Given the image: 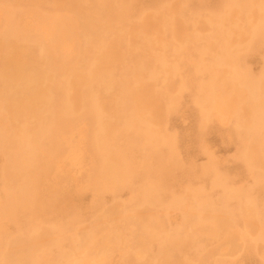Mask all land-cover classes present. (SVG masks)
I'll list each match as a JSON object with an SVG mask.
<instances>
[{
  "label": "rangeland",
  "instance_id": "374dc122",
  "mask_svg": "<svg viewBox=\"0 0 264 264\" xmlns=\"http://www.w3.org/2000/svg\"><path fill=\"white\" fill-rule=\"evenodd\" d=\"M64 1L69 5H67L66 2L64 3ZM263 5L264 0H250V2L249 0H0V91L2 90V92H0V106H2V108L0 107V116H3L5 113V118L4 116L0 117V201H2L3 198L1 204L5 202L2 208H0V211L2 209L4 215L5 212L8 211L6 212L7 215H5L7 216V220L5 219L6 221L0 218V225L2 226V228H0V241L2 242H0V251L2 252V255L0 252V264H38V262L39 264H49L48 261L45 262L43 259L42 261L39 260L44 256L47 257L46 254L49 256L46 260H49L50 264L52 260L53 262L56 261V264H264V237H262L264 235V25L262 24L264 23V10L261 11ZM128 6L130 7L129 9ZM107 7H109V9ZM111 8L114 9L111 11ZM256 8H259L260 11ZM106 9H108V11ZM25 10L27 12H25ZM101 10H104L105 13L111 12V15L119 10L122 16L119 15V13H114L115 16L110 15L111 18L109 14H106L112 20L108 21L105 13ZM91 14H93V16ZM117 14L121 16L117 18L118 20L116 19ZM223 14L227 15V17L224 16V18ZM105 18L107 20H104ZM258 18L261 23H259ZM34 20V23L38 24L37 26L32 25L34 23L31 22ZM36 20L38 22H36ZM107 22H110L109 25H107ZM86 23H90L87 30L83 29L84 26H87ZM258 24L259 27L257 26ZM261 24L262 26H260ZM253 25H256L257 28ZM237 26L239 28H237ZM45 28L46 30L50 29L51 32H56V34H64L67 48L64 47V49H62L60 44L54 45L49 40L52 34L47 40L48 37L43 34ZM252 28L256 30H252L254 34L251 32ZM15 29H19L20 31L24 29L22 32L25 31L27 34L20 33V31L16 33L17 30L15 31ZM238 30L239 33H237ZM33 32L35 34H33ZM225 34L228 35V38ZM27 37L29 40H27ZM249 37H252L250 38L251 40H249ZM14 40L16 41L14 42ZM38 40H41L40 43ZM224 41L229 43L226 42L225 44ZM29 43L30 46L27 45ZM237 44H241V47ZM232 45L234 47L236 45V47L234 48ZM36 46L39 47L37 48ZM230 47L232 48L231 53L229 51ZM57 48L59 50H57ZM65 50L69 51L67 52ZM74 50L76 51L74 52ZM224 50L226 51L223 52ZM41 51L42 53H40ZM52 51L55 53L54 55ZM69 52L71 53L69 54ZM225 54L229 55L226 56ZM215 56L218 58L216 61H214ZM229 58L231 59L228 60ZM221 59H223L222 62L225 64H222L221 61V63L219 62L220 64L218 63ZM162 63L163 65H161ZM227 64L229 65L226 66ZM171 66L173 69H171ZM38 67L42 71L38 69ZM10 69L13 70L11 71ZM60 69L63 72H61ZM94 69L95 72H93ZM44 71L46 72L44 73ZM47 71H51V74ZM59 72L63 74L60 75ZM28 73L30 75L32 73V77L35 75L34 79L29 82L31 84L25 82L27 86L24 83L23 87H20L22 86L19 85L21 84V77H23V75H29ZM75 73L77 74L74 75ZM164 73H166V75ZM241 73H243V75ZM56 76L59 78L62 77L63 79L61 78L60 80ZM75 77L78 78H76L78 81L75 80ZM147 78L148 80H145ZM257 78L260 81L259 83ZM41 79L42 81H49V79H52V82L50 81L51 88L49 87L48 91L49 99L46 101L39 95L36 96L34 92V94L31 92L37 88V93H40V87H43L42 84L44 83L40 81ZM244 79L247 80L245 81ZM11 80L12 82L14 81V83H12ZM62 80L66 81L62 83ZM72 80L75 81L76 84H74ZM57 82H59V84L61 83L58 85V90L57 88L55 89L56 86H54ZM243 82L258 83V89L256 91L258 92V101L252 102V99L248 98V93L244 90L245 88H243L245 86V83L242 84ZM64 83L67 84L65 85ZM45 84H47V82H45ZM81 84L84 86L82 87ZM122 84L123 87L120 86ZM34 85L35 87H33ZM80 87L82 88L80 89ZM86 87L88 88L86 89ZM206 88H208V90ZM50 91L51 93H49ZM61 92H63L64 95H62L64 97L60 95ZM31 93L33 95H31ZM82 93H85V95L83 96ZM69 94L74 96V102L71 103L73 109L71 112L67 110L68 102H66V98ZM202 95L205 97H202ZM35 98L39 102H42L43 106L41 103L39 104L37 100H34ZM219 98H221V102ZM43 101L45 103L48 102L45 104ZM93 101H96L95 105H93ZM114 101L116 102L114 103ZM253 103L258 107L259 111L257 113L252 109ZM81 104L82 106L80 107ZM223 104H226L225 107ZM45 106H47V109H45ZM95 108L101 113V116H99L100 113H98L99 115L97 114L98 116L92 113ZM224 108L226 109L224 110ZM39 109L42 110L41 114ZM129 109L131 112H129ZM104 112L107 115H104ZM132 112L133 114H131ZM127 115L131 116L132 119L130 120V117ZM234 116L236 117L234 118ZM11 117L14 118L12 119ZM94 117L97 119L96 121ZM99 117H103V119ZM255 117H259L260 120ZM134 119L135 121L140 120L139 122L142 124L139 122L138 124ZM84 120L86 121L84 122ZM259 121L261 123H259ZM82 122H84L83 127ZM100 123L101 126H104V133L105 131L107 133L108 130L109 132L112 131L115 133H105L104 135L102 132V136H97L96 131ZM22 124H24L25 127L20 126ZM148 124H150V126ZM84 125L88 128L86 129ZM122 125H124V128ZM128 125L130 130L125 129L128 128ZM244 125L247 129L244 127L243 130L241 127ZM107 126H109L111 130L107 129ZM21 127L24 129L23 131ZM81 127L84 132L87 130L86 133H82V135L81 132L83 131ZM137 129L138 131H136ZM34 132H37L38 135ZM59 132L60 134H57ZM87 132L92 138L88 136L89 134ZM55 133L57 135H54ZM65 133H68L72 138H69L68 134L66 136ZM95 133L96 135L94 137ZM140 133H143L146 137ZM150 134L153 139L150 138ZM62 135L63 137L60 139ZM132 135H137L138 139L141 138L138 140L134 136L132 137ZM55 136L57 139H54ZM26 137L29 139L27 140ZM105 137H108V139ZM132 138L138 141L136 142L135 139ZM143 138L144 141H141ZM89 139L91 140L89 141ZM54 140L55 142L58 141V147L56 145V148L58 152H63L60 154L65 158H62L56 151L53 154L52 148L55 147ZM160 140H162V144L159 142ZM48 141L49 144L51 143L50 145H48ZM71 141L74 144H72ZM86 141L89 143H86ZM99 141L101 143H99ZM140 141L141 143L139 144L138 142ZM132 142L134 144H132ZM65 143L68 145L70 144L71 150L68 149L69 146ZM78 143L80 146L76 145L75 148V144ZM49 146H53L51 150ZM136 146L137 148H135ZM155 147L157 149H155L156 151L154 150ZM56 148H54V150H57ZM146 148L149 150L146 151ZM27 149L31 151L28 154L27 152L29 151ZM76 149L78 153H76ZM49 151H52V154L49 153ZM56 154L60 158L55 156ZM122 155H124L125 158H123L124 156ZM246 155L251 157H247ZM71 156L76 160L73 161L75 164L72 162L73 159ZM168 156H170L171 159H169ZM126 158H128V160H126ZM155 158H158L157 161ZM56 159H59L58 162L60 165L54 162ZM78 159L80 161H78L79 163L77 162ZM101 159L104 160L101 161ZM29 161L30 163H28ZM129 161H131V163H128ZM39 162H41V164ZM93 163L97 164L94 165ZM106 164L113 168L107 167ZM97 165H99V167ZM121 165H123L122 168H120ZM41 166L43 168H41ZM132 166L134 167L133 169L131 168ZM165 166H168V170H164L166 169ZM55 167L57 170H54ZM94 167L97 169H94ZM210 168H214V171H211ZM42 169H45L44 172L40 171L39 174V170ZM93 169L95 171H93ZM203 169L205 171H202ZM46 170L47 172H45ZM104 170L106 173H104ZM133 170L136 172H133L135 175L132 173ZM122 171H124V173ZM125 172H128V174ZM42 174L46 176H42ZM100 174L102 176L105 175L101 177ZM145 176L146 181L143 180ZM149 178L150 181H148ZM4 179L6 180L4 181ZM33 179L35 180L33 181ZM215 179H219L218 181L220 182L217 183L218 181ZM118 180L122 182L121 185L120 182L118 183ZM158 180H161V182ZM98 181L99 183L97 184ZM37 183L40 184L35 185ZM127 183H129V185ZM82 184L85 185L83 186ZM160 184L161 186L159 187ZM55 185L58 187L56 188ZM37 187H40L38 188V190H41L40 195L36 193L39 192L38 190L35 191ZM89 187H94L97 193ZM223 187L225 188L223 189ZM142 188L143 190L139 192V189ZM57 189L59 199L56 194L57 191L55 192ZM104 189L106 191H104ZM112 189L116 190L111 191ZM152 189H155L154 192ZM48 190L50 191L51 198L46 195L47 192L49 193ZM144 190L146 193H144ZM6 192H8V194ZM138 192H142V195ZM51 193L52 195L56 194L54 199H57H55L56 202L58 201L57 203L52 199L53 196ZM137 193L140 196H138ZM3 195L6 196L7 201L6 198L4 199ZM41 195H43V197ZM243 196L248 198V200ZM37 197H40V200L42 199V203H49L50 206H48V204L44 206L41 205L44 209L46 208L45 212L48 210L47 216H44L46 215L44 209L41 211L42 208H40V212L38 211V208L41 206L38 205L37 202H39V204L41 202ZM46 197H49V199L46 200ZM143 197L145 198L143 199ZM197 197L201 199L197 200ZM50 199L53 202H48ZM207 199L211 202L209 200L207 201ZM31 200L32 203L30 202ZM33 201L37 203V206L34 205L35 203ZM202 201L204 203L203 205ZM6 202H8V204ZM15 202L16 205H14ZM52 203L54 204L52 205ZM20 205L21 209L19 208ZM51 205L52 208H50ZM22 206H24L23 209ZM35 206L37 209L34 208ZM30 207L31 209H29ZM224 207H228L226 208L227 211ZM5 208L9 209L6 210ZM25 208L26 210L23 211ZM33 208L39 212L37 215L34 213V218L36 216L34 220L31 219L33 218V212L31 211ZM13 209L14 212L17 209L16 212L20 210L21 213L23 211V213L26 214L24 216V214L18 212V215H13ZM27 209L31 211L30 215L27 213ZM52 209L53 211H51ZM62 209L64 211H62ZM236 209L238 211L240 210L239 213ZM55 211H57V213ZM52 212H55L54 215ZM198 212L200 213L198 214ZM2 213L0 214L2 215ZM51 213L52 215L48 216V214ZM4 215H2V218H5ZM40 215L42 216L41 219L37 217ZM11 216L16 218L13 219ZM65 216L68 217L65 218ZM228 217L231 220L234 217L232 222H230L231 220ZM64 222L66 223L64 224ZM62 223L64 224L63 227ZM33 225L35 227L38 226V228H35ZM26 226L28 228H26ZM64 227L66 229H64ZM21 228H23L22 231L20 230ZM59 229L63 230L57 231ZM23 230H27L26 232L28 234ZM68 231L70 233H68ZM20 232H23L25 237L24 234ZM30 232L33 233V237H27V235H31ZM64 234L66 236L67 234L73 235L74 237L68 235L66 238ZM243 235L246 238L243 237ZM34 239H36V241H34ZM62 239H64V241H62ZM70 240L72 245L69 243ZM169 240L171 242L167 243ZM58 245L61 246L59 247ZM57 246L58 249H56ZM42 249L43 251L50 250V253L47 251V253L44 252L46 253L45 255H42L40 253ZM59 249L60 251L58 253ZM61 249H63V253ZM75 253H77V256ZM53 254L54 257L52 256ZM38 255H42L43 257H39ZM68 255L75 259L70 258V260V256L68 257ZM164 255L169 259L164 257ZM36 256H38V258ZM59 256H61V259ZM219 256L221 258H219ZM59 259L60 261H58ZM72 261H74V263ZM191 261L192 263H190ZM53 262L52 264H55Z\"/></svg>",
  "mask_w": 264,
  "mask_h": 264
},
{
  "label": "bare ground",
  "instance_id": "6f19581e",
  "mask_svg": "<svg viewBox=\"0 0 264 264\" xmlns=\"http://www.w3.org/2000/svg\"><path fill=\"white\" fill-rule=\"evenodd\" d=\"M110 1H111V0H110ZM65 2H66V1H64V3H65ZM68 2H69V1H68ZM112 2H113V1H112ZM249 2H250V0H249ZM66 3H67V2H66ZM97 3H98V1H97ZM100 3H101V2H100ZM114 3H115V2H114ZM114 3H111V4H114ZM232 3H233V2H232ZM93 4H94V3H93ZM105 4H106V2H105ZM67 5H69V4L67 3ZM96 5H97V4H96ZM100 5H101V4H100ZM108 5H109V4H108ZM108 5H107V6H108ZM245 5H246V4H245ZM104 6H105V5H104ZM112 6H113V5H112ZM257 6H258V4H257ZM259 6H260V5H259ZM105 7H106V6H105ZM105 7H104V9H105ZM109 7H111V6H109ZM109 7H107V8L109 9ZM113 7H114V6H113ZM122 7H123V6H122ZM122 7H120V8H122ZM125 7H126V6H125ZM232 7H233V6H232ZM244 7H245V6H244ZM93 8H96V7H93ZM115 8H116V7H115ZM126 8H127V7H126ZM129 8H130V7L128 6V9H129ZM228 8H229V7H228ZM252 8H254V7H252ZM263 8H264V5H263ZM263 8H262L261 11L264 10ZM97 9H99V8H97ZM108 9H106V10L108 11ZM112 9H114V8H111V11H112ZM117 9H118V8H117ZM237 9H238V8H237ZM248 9H249V8H248ZM256 9L259 10V8H256ZM38 10H39V9H38ZM115 10H116V9H115ZM115 10H113V11H115ZM226 10H227V9H226ZM252 10H253V9H252ZM39 11H40V10H39ZM94 11H95V10H94ZM101 11H103V13H105L104 10H101ZM109 11H110V10H109ZM116 11H117V10H116ZM127 11H128V10H127ZM227 11H230V10H227ZM259 11H260V10H259ZM11 12H12V11H11ZM25 12H27V11L25 10ZM28 12H29V11H28ZM99 12H100V11H99ZM251 12H252V11H251ZM263 12H264V11H263ZM263 12H262V13H263ZM18 13H19V12H18ZM23 13H24V12H23ZM30 13H31V12H30ZM87 13H88V12H87ZM101 13H102V12H101ZM114 13H119V15L122 16V14L119 12V10H118V12H114ZM114 13H113V15H111V12H108V13H105V15H106V14H109V16H110V15H111V16H115ZM225 13H226V12H225ZM248 13H249V12H248ZM8 14H9V13H8ZM32 14H33V12H32ZM32 14H29V15H32ZM36 14H37V13H36ZM56 14H57V13H56ZM56 14H55V15H56ZM58 14H59V13H58ZM233 14H234V13H233ZM244 14H245V13H244ZM250 14H251V13H250ZM257 14H258V12H257ZM259 14H260V13H259ZM263 14H264V13H263ZM25 15H27V14H25ZM39 15H40V14H39ZM64 15H65V14H64ZM91 15L93 16V14H91ZM101 15H102V14H101ZM236 15H237V14H236ZM23 16H24V14H23ZM34 16H35V14H34ZM34 16H33V17H34ZM37 16H38V15H37ZM40 16H41V15H40ZM57 16H58V15H57ZM65 16H66V15H65ZM109 16L106 15L108 21L111 20V18H112L111 16H110L111 18H110ZM121 16H118V14H117L116 19L119 18V17H121ZM224 16L227 17V15H224V14H223V17H224ZM234 16H235V15H234ZM245 16H246V14H245ZM251 16H252V15H251ZM251 16H250V17H251ZM257 16H258V15H257ZM8 17H9V16H8ZM26 17H27V16H26ZM54 17H55V16H54ZM58 17H59V16H58ZM61 17H62V16H61ZM61 17H60V18H61ZM63 17H64V16H63ZM225 17H224V18H225ZM261 17H262V15H261ZM16 18H17V17H16ZM16 18H15V21H16ZM67 18H69V17H67ZM67 18H66V19H67ZM114 18H115V17H114ZM17 19H18V18H17ZM37 19H39V18H37ZM78 19H79V18H78ZM90 19H91V18H90ZM107 19L105 18L104 20H107ZM116 19H114V20H116ZM197 19H198V17H197ZM220 19H221V18H220ZM220 19H219V20H220ZM245 19H246V18H245ZM256 19H257V18H256ZM258 19H259V18H258ZM263 19H264V17H263ZM263 19H261V20H263ZM92 20H94V19H92ZM92 20H91V21H92ZM102 20H103V19H102ZM104 20H103V21H104ZM117 20H118V19H117ZM224 20H225V19H224ZM249 20H250V18H249ZM18 21H20V20H18ZM82 21H83V20H82ZM91 21H90V22H91ZM111 21H112V20H111ZM111 21H110V22H111ZM195 21H196V20H195ZM221 21H223V20H221ZM236 21H237V20H236ZM4 22H5V21H4ZM34 22H35V20H34L33 22H31V23H34ZM36 22H38V21L36 20ZM83 22H85V21H83ZM110 22H109V23H110ZM219 22H220V21H219ZM223 22H224V21H223ZM245 22H247V21H245ZM255 22H256V21H255ZM263 22H264V21H263ZM11 23H12V21H11ZM14 23H16V22H14ZM49 23H50V22H49ZM92 23H93V22H92ZM105 23H106V22H105ZM107 23H108V22H107ZM109 23H108L107 25H109ZM208 23H209V21H208ZM210 23H211V22H210ZM256 23H258V22H256ZM259 23H261V22H260V19H259ZM40 24H41V23H40ZM53 24H54V23H53ZM53 24H52V25H53ZM74 24H75V23H74ZM89 24H90V23H89ZM89 24L86 23L87 26H84V25H85V23H84L83 26H84L85 28L83 27V29L87 30V27H89ZM229 24H230V23H229ZM234 24H235V23H234ZM262 24L264 25V23H262ZM262 24H261L260 26H262ZM32 25H34V26L36 25V26H37L38 24H35V23H34V24H32ZM75 25H76V24H75ZM75 25H73V26H75ZM99 25H100V24H99ZM107 25H106V26H107ZM221 25H222V24H221ZM232 25H233V24H232ZM39 26H40V25H39ZM253 26L256 27V25H253ZM257 26L259 27V24H258ZM30 28H31V27H30ZM33 28H34V27H33ZM42 28H43V27H42ZM79 28H80V26H79ZM237 28H239V27L237 26ZM256 28H257V27H256ZM263 28H264V27H263ZM40 29H41V28H40ZM53 29H54V28H53ZM91 29H92V28H91ZM91 29H90V30H91ZM240 29H241V28H240ZM259 29H260V28H259ZM261 29H262V28H261ZM16 30H17V29H15V31H16ZM23 30H24V29H23ZM23 30H22V31H23ZM34 30H35V29H34ZM85 30H84V31H85ZM217 30H218V29H217ZM233 30H234V29H233ZM235 30H236V29H235ZM252 30H253V31H256V30H254V28L251 29V32L254 34V32H253ZM263 30H264V29H263ZM9 31H10V30H9ZM19 31H20V30L18 29L16 33H18ZM22 31H20V33H21ZM40 31H41V30H40ZM42 31H43V30H42ZM81 31H83V30H81ZM91 31H92V30H91ZM219 31H220V30H219ZM241 31H242V29H241ZM13 32H14V31H13ZM34 32H36V31H34ZM34 32H33V34H35ZM220 32H221V31H220ZM14 33H15V32H14ZM16 33H15V34H16ZM22 33L25 34V35L27 34V32L25 33V31L22 32ZM227 33H228V31H227ZM229 33H230V32H229ZM237 33H239V30H238ZM255 33H256V32H255ZM23 34H22V35H23ZM43 34H45V36L48 37L47 40L49 39L50 35L52 34V36H51V38H50L49 40H50L54 45L60 44L62 49H64V47L67 48V45H66V43H65L66 40H65V35H64V34H56V32H53V31L51 32L50 29L46 30V28H45V32H44ZM78 34H79V33H78ZM81 34H82V33H81ZM81 34H80V35H81ZM137 34H138V33H137ZM253 34H252V35H253ZM53 35H55V36H53ZM225 35H226V34H225ZM233 35H234V34H233ZM14 36H15V35H14ZM23 36H24V35H23ZM34 36H35V35H34ZM185 36H186V35H185ZM226 36H227V38H228V35H226ZM243 36H244V35H243ZM249 36H250V35H249ZM10 37H11V36H10ZM19 37H20V36H19ZM21 37H22V36H21ZM28 37H29V36H28ZM28 37H27V38H28ZM40 37H41V36H40ZM40 37H39V38H40ZM171 37H172V35H171ZM197 37H198V36H197ZM229 37H230V36H229ZM7 38H8V37H7ZM27 38H26V39H27ZM185 38H186V37H185ZM185 38H184V39H185ZM250 38H252V37H249V40H251ZM253 38H254V36H253ZM8 39H9V38H8ZM8 39H7V40H8ZM13 39H14V38H13ZM15 39H16V38H15ZM27 40H29V38H28ZM30 40H31V39H30ZM186 40H187V39H186ZM186 40H185V42H186ZM222 40H223V39H222ZM15 41H16V40H14V42H15ZM38 41H39V40H38ZM40 41H41V40H40ZM40 41H39V43H40ZM45 41H46V39H45ZM207 41H208V40H207ZM247 41H248V40H247ZM21 42H24V41H21ZM28 42H29V41H28ZM31 42H32V41H31ZM84 42H85V41H84ZM160 42H161V41H160ZM185 42H184V45H185ZM218 42H220V41H218ZM224 42H225V41H224ZM226 42H227V41H226ZM226 42H225V44H226ZM249 42H250V41H249ZM16 43H17V42H16ZM45 43H46V42H45ZM93 43H94V42H93ZM177 43H178V42H177ZM187 43H188V42H187ZM227 43H229V42H227ZM31 44H32V43H31ZM68 44H69V43H68ZM217 44H218V43H217ZM243 44H244V43H243ZM4 45H5V44H4ZM4 45H3V46H4ZM27 45L30 46V43L27 44ZM33 45H34V44H33ZM237 45L240 46L241 44H240V45L237 44ZM31 46H32V45H31ZM34 46H35V45H34ZM49 46H50V45H49ZM68 46H69V45H68ZM104 46H105V45H104ZM217 46H218V45H217ZM227 46H228V45H227ZM245 46H246V45H245ZM247 46H248V45H247ZM36 47H37V46H36ZM38 47H39V46H38ZM38 47H37V48H38ZM50 47H51V46H50ZM232 47H234V46L232 45ZM235 47H236V45H235ZM235 47H234V48H235ZM240 47H241V46H240ZM69 48H70V47H69ZM201 48H202V46H201ZM226 48H227V47H226ZM228 48H229V47H228ZM163 49H164V48H163ZM172 49H173V48H172ZM179 49H180V48H179ZM221 49H222V48H221ZM223 49H224V48H223ZM238 49H239V48H238ZM5 50H6V49H5ZM40 50H42V49H40ZM49 50H50V49H49ZM57 50H59V49L57 48ZM71 50H72V49H71ZM76 50H77V49H76ZM76 50H74V52H75ZM84 50H85V49H84ZM135 50H136V49H135ZM203 50H204V49H203ZM203 50H202V51H203ZM226 50H228V49H226ZM226 50H224L223 52H225ZM231 50H232V48L230 47V49H229L230 53H231ZM2 51H4V50H2ZM54 51H55V50H54ZM65 51H67V50H65ZM68 51H69V50H68ZM68 51H67V52H68ZM174 51H175V50H174ZM244 51H245V50H244ZM52 52H53V51H52ZM59 52H60V51H59ZM67 52H66V53H67ZM162 52H163V51H162ZM227 52H228V51H227ZM227 52H226V53H227ZM236 52H238V51H236ZM20 53H21V52H20ZM40 53H42V51H41ZM61 53H62V51H61ZM70 53H71V52H69V54H70ZM72 53H73V52H72ZM81 53H82V52H81ZM175 53H176V52H175ZM204 53H205V52H204ZM234 53H235V52H234ZM239 53H240V51H239ZM8 54H9V53H8ZM54 54H55V53L53 52V55H54ZM57 54H58V53H57ZM73 54H74V53H73ZM73 54H72V56H73ZM77 54H78V53H77ZM152 54H153V53H152ZM23 55H24V54H23ZM63 55H64V53H63ZM66 55H67V54H66ZM66 55H65V56H66ZM108 55H109V54H108ZM221 55H222V54H221ZM225 55L228 56L229 54H225ZM235 55H236V54H235ZM38 56H39V55H38ZM61 56H62V55H61ZM111 56H112V55H111ZM233 56H234V55H233ZM237 56H238V53H237ZM10 57H12V56H10ZM62 57H63V56H62ZM68 57H69V56H68ZM157 57H158V56H157ZM161 57H162V56H161ZM216 57H217V56H215V60H214V61H216V59H218V58H216ZM218 57H219V56H218ZM229 57H230V56H229ZM235 57H236V56H235ZM50 58H51V57H50ZM63 58H64V57H63ZM66 58H67V56H66ZM111 58H112V57H111ZM155 58H156V57H155ZM224 58H225V57H224ZM224 58H223V59H224ZM2 59H3V58H2ZM6 59H7V58H6ZM6 59H5V60H6ZM164 59H165V58H164ZM198 59H199V58H198ZM219 59H220V58H219ZM223 59L219 60L218 63H219L220 61L222 62ZM230 59H231V58H229L228 60H230ZM234 59H235V58H234ZM39 60H40V58H39ZM61 60H62V58H61ZM64 60H65V59H64ZM64 60H63V61H64ZM71 60H72V59H71ZM159 60H160V59H159ZM228 60H227V62H228ZM7 61H8V60H7ZM40 61H41V60H40ZM48 61H49V60H48ZM51 61H52V60H51ZM106 61H107V60H106ZM162 61H163V59H162ZM162 61H161V62H162ZM214 61H211V62H214ZM70 62H71V61H70ZM93 62H94V61H93ZM158 62H159V61H158ZM221 62H220V63H221ZM52 63H53V62H52ZM61 63H62V62H61ZM165 63H166V62H165ZM165 63H164V64H165ZM173 63H174V62H173ZM216 63H217V62H216ZM220 63H219V64H220ZM223 63H224V62H222V64H223ZM231 63H232V62H231ZM231 63H230V64H231ZM213 64H214V63H213ZM224 64H225V63H224ZM12 65H13V64H12ZM64 65H65V63H64ZM68 65H69V64H68ZM90 65H91V63H90ZM90 65H89V66H90ZM161 65H163V63H162ZM165 65H166V64H165ZM209 65H210V64H209ZM215 65H217V64H215ZM228 65H229V64H227L226 66H228ZM232 65H233V64H232ZM232 65H230V66H232ZM20 66H21V65H20ZM62 66H63V65H62ZM201 66H202V65H201ZM206 66H207V65H206ZM217 66H218V65H217ZM224 66H225V65H224ZM233 66H234V65H233ZM50 67H51V66H50ZM67 67H68V66H67ZM90 67H91V66H90ZM90 67H88V68H90ZM97 67H98V66H97ZM132 67H133V66H132ZM138 67H139V65H138ZM141 67H142V66H141ZM171 67H172V66H171ZM196 67H197V66H196ZM208 67H209V66H208ZM213 67H214V65H213ZM219 67H220V66H219ZM221 67H222V66H221ZM15 68H16V67H15ZM152 68H153V67H152ZM160 68H161V67H160ZM162 68H163V67H162ZM234 68H235V67H234ZM38 69H40V68L38 67ZM47 69H48V67H47ZM47 69H46V70H47ZM76 69H77V68H76ZM83 69H84V68H83ZM110 69H111V68H110ZM132 69H134V68H132ZM171 69H173V67H172ZM210 69H211V68H210ZM216 69H217V68H216ZM229 69H230V68H229ZM231 69H233V68H231ZM238 69H239V68H238ZM10 70H11V69H10ZM12 70H13V69H12ZM12 70H11V71H12ZM40 70H41V69H40ZM60 70H61V69H60ZM85 70H86V69H85ZM136 70H137V69H136ZM142 70H143V69H142ZM152 70H153V69H152ZM152 70H151V71H152ZM227 70H228V69H227ZM235 70H236V69H235ZM15 71H16V70H15ZM15 71H14V72H15ZM41 71H42V70H41ZM89 71H90V69H89ZM108 71H109V70H108ZM157 71H158V70H157ZM173 71H174V70H173ZM45 72H46V71H44V73H45ZM47 72H49V73L51 74V71H47ZM61 72H63V71L61 70ZM73 72H74V71H73ZM93 72H95V69H94ZM153 72H154V71H153ZM5 73H6V72H5ZM5 73H4V74H5ZM40 73H41V72H40ZM53 73H54V72H53ZM59 73H60V72H59ZM69 73H70V72H69ZM84 73H85V72H84ZM87 73H88V72H87ZM89 73H90V72H89ZM102 73H103V72H102ZM174 73H175V72H174ZM211 73H212V72H211ZM226 73H227V72H226ZM28 74H29V73H28ZM42 74H43V73H42ZM47 74H48V73H47ZM47 74H46V75H47ZM57 74H58V73H57ZM61 74H63V73H60V75H61ZM76 74H77V73H75L74 75H76ZM78 74H79V73H78ZM80 74H82V73H80ZM157 74H158V72H157ZM164 74L166 75V73H164ZM228 74H229V73H228ZM237 74H238V73H237ZM241 74L243 75V73H241ZM7 75H8V74H7ZM14 75H15V74H14ZM17 75H18V73H17ZM31 75H32V73H31ZM31 75H30V74H29V75H23V77H21V81H20L19 79H16V80H19V81L21 82V84H19V85H22V86H20V87H23V84H24L25 82L29 83V82L32 81V79H34L35 75H34L33 77H32ZM46 75H45V76H46ZM60 75H58V76H60ZM87 75H89V74H87ZM95 75H96V74H95ZM104 75H105V73H104ZM107 75H108V74H107ZM151 75H152V74H151ZM15 76H16V75H15ZM36 76H37V75H36ZM50 76H51V75H50ZM52 76H53V75H52ZM58 76H56V77H57L58 79L61 80L62 77L59 78ZM80 76H82V75H80ZM93 76H94V75H93ZM154 76H155V75H154ZM229 76H230V75H229ZM16 77H17V76H16ZM40 77H41V76H40ZM42 77H43V75H42ZM70 77H71V76H70ZM77 77H78V76H77ZM77 77H75V80L78 79ZM150 77H151V76H150ZM213 77H214V76H213ZM232 77H233V76H232ZM236 77H237V76H236ZM241 77H242V76H241ZM3 78H4V77H3ZM7 78H8V77H7ZM17 78H18V77H17ZM19 78H20V77H19ZM36 78H37V77H36ZM48 78H50V77H48ZM52 78H53V77H52ZM67 78H68V77H67ZM76 78H77V79H76ZM88 78H89V77H88ZM88 78H87V79H88ZM109 78H110V77H109ZM173 78H174V77H173ZM233 78H234V77H233ZM259 78H262V77H259ZM8 79H9V78H8ZM8 79H7V80H8ZM38 79H39V77H38ZM43 79H44V77H43ZM62 79H63V78H62ZM64 79H65V78H64ZM70 79H71V78H70ZM80 79H81V78H80ZM122 79H124V78H122ZM122 79H120V80H122ZM235 79H236V78H235ZM238 79H239V78H238ZM238 79H237V80H238ZM46 80H47V79H46ZM51 80H52V79H49V81H44V80L42 81V79H41L40 81H42V82H44V83L42 84L43 87H40V90H41V91L39 90L40 93H39V94L37 93V92H38V91H37V88H36V90L34 89V91H31V92H32V93L34 92L35 94H34V93H33V94L36 95V96L39 95V96L42 97L45 101L48 100V99H49L48 91H49L50 84H51V82H52ZM60 80H59V81H60ZM68 80H69V78H68ZM83 80H84V79H83ZM120 80H119V81H120ZM145 80H148V78L145 79ZM149 80H150V79H149ZM244 80L246 81L247 79H244ZM244 80H243V81H244ZM50 81H51V82H50ZM63 81H64V80H62V83H63ZM65 81H66V80H65ZM65 81H64V82H65ZM72 81H73V80H72ZM77 81H78V80H77ZM77 81H76V82H77ZM80 81H81V80H80ZM87 81H88V80H87ZM111 81H112V80H111ZM122 81H123V80H122ZM124 81H125V80H124ZM134 81H135V80H134ZM162 81H163V80H162ZM249 81H250V79H249ZM254 81H255V80H254ZM257 81H258V83L260 82V81L258 80V78H257ZM257 81H256V82H257ZM3 82H5V81H3ZM11 82H12V80H11ZM20 82H19V83H20ZM35 82L39 83L38 81H35ZM45 82H47V84H45ZM73 82H74V84H76L75 81H73ZM82 82H83V81H82ZM251 82H252V81H251ZM256 82H254V83H245V82H243V83H242V84L245 83V84H244L245 86H244L243 88H245L244 90L247 91V93H248V98H251V99H252V102H253V101L256 102V100H257V98H258V97H257V93H258V92H256L257 89H258V83H256ZM12 83H14V81H13ZM37 83H35V84H37ZM40 83H41V82H40ZM54 83H55V82H54ZM67 83H69V82H67ZM67 83H66V84H67ZM85 83H86V82H85ZM85 83H84V85H85ZM90 83H91V82H90ZM125 83H126V82H125ZM133 83H134V82H133ZM255 83H256V84H255ZM29 84H31V83H29ZM60 84H61V83H60ZM60 84H59V82H57V83L54 85V86H56L55 89L57 88V90H58V85H60ZM64 84H65V83H64ZM66 84H65V85H66ZM74 84H73V85H74ZM86 84H87V83H86ZM134 84H135V83H134ZM13 85H15V84H13ZM25 85H26V83H25ZM25 85H24V86H25ZM38 85H39V84H38ZM38 85H36V86H38ZM42 85H41V86H42ZM81 85H82V84H81ZM84 85H82V87H83ZM26 86H27V85H26ZM26 86H25V87H26ZM28 86H29V85H28ZM39 86H40V85H39ZM86 86H87V85H86ZM88 86H89V84H88ZM120 86L123 87V84L120 85ZM33 87H35V85H34ZM52 87H53V84H52ZM59 87H60V86H59ZM63 87H64V86H63ZM69 87H70V85H69ZM74 87H75V85H74ZM76 87H77V86H76ZM82 87H80V89H81ZM110 87H111V85H110ZM122 87H121V88H122ZM235 87H236V86H235ZM239 87H240V86H239ZM50 88H51V87H50ZM53 88H54V87H53ZM53 88H52V89H53ZM67 88H68V87H67ZM87 88H88V87H86V89H87ZM134 88H135V87H134ZM179 88H180V87H179ZM0 89H1V87H0ZM14 89H15V88H14ZM25 89H27V88H25ZM38 89H39V88H38ZM55 89H54V90H55ZM65 89H66V88H65ZM86 89H85V90H86ZM89 89H90V88H89ZM206 89L208 90V88H206ZM206 89H205V90H206ZM20 90H21V89H20ZM29 90H31V89H29ZM57 90H56V91H57ZM59 90H60V88H59ZM107 90H108V89H107ZM133 90H134V89H133ZM178 90H179V89H178ZM22 91H24V90H22ZM61 91H62V88H61ZM66 91H67V90H66ZM70 91H71V90H70ZM153 91H154V90H153ZM237 91H238V90H237ZM0 92H2V90H1ZM4 92H5V90H4ZM7 92H8V91H7ZM54 92H55V91H54ZM82 92H83V91H82ZM84 92H85V91H84ZM203 92H204V91H203ZM206 92H207V91H206ZM26 93H27V92H26ZM32 93H31V95H33ZM49 93H51V91H50ZM86 93H87V90H86ZM204 93H205V92H204ZM207 93H208V92H207ZM244 93H245V92H244ZM62 94H63V92L60 93L61 96L64 95V94H63V95H62ZM65 94H66V92H65ZM79 94H80V92H79ZM82 94H83V93H82ZM205 94H206V93H205ZM20 95H21V94H20ZM84 95H85V93L83 94V96H84ZM89 95H90V94H89ZM206 95H208V94H206ZM210 95H211V94H210ZM51 96H52V95H51ZM208 96H209V95H208ZM20 97H21V96H20ZM32 97H33V96H32ZM57 97H58V96H57ZM63 97H64V96H63ZM95 97H96V96H95ZM202 97H205V96L202 95ZM36 98H37V97H36ZM36 98H35L34 100H37ZM42 98H41V100H42ZM138 98H139V97H138ZM138 98H137V99H138ZM151 98H152V97H151ZM26 99H27V98H26ZM80 99H81V97H80ZM93 99H94V98H93ZM122 99H123V98H122ZM200 99H201V98H200ZM205 99H208V98H205ZM219 99H220V102H221V98H219ZM27 100H28V99H27ZM27 100H26V102H27ZM131 100H132V99H131ZM203 100H204V98H203ZM81 101H82V99H81ZM89 101H90V103H91V100H90V99H89ZM96 101H97V100H96ZM96 101H95V102L93 101V102H94L93 105H95ZM257 101H258V100H257ZM13 102H14V101H13ZM23 102H24V101H23ZM33 102H34V101H33ZM37 102H39V101L37 100ZM43 102H44V101H43ZM47 102H48V101H47ZM47 102H46V103H47ZM66 102H68L67 110H68V111L70 110V112H71V111L73 110V109H72V106H71V103L74 102V96H73V95L71 96V95L69 94V95L67 96V98H66ZM115 102H116V101H114V103H115ZM123 102H124V101H123ZM141 102H142V101H141ZM215 102H216V101H215ZM27 103H28V102H27ZM40 103H41V105H42V102H39V104H40ZM44 103H45V102H44ZM46 103H45V104H46ZM81 103H82V102H81ZM133 103H134V102H133ZM139 103H140V102H139ZM199 103H200V102H199ZM201 103H202V102H201ZM204 103H205V102H204ZM218 103H219V101H218ZM225 103H226V102H225ZM240 103H241V102H240ZM0 104H1V103H0ZM14 104H15V103H14ZM29 104H30V103H29ZM29 104H27V105H29ZM52 104H53V103H52ZM60 104H61V103H60ZM79 104H80V103H79ZM91 104H92V103H91ZM101 104H103V103H101ZM156 104H157V103H156ZM216 104H217V102H216ZM220 104H221V103H220ZM232 104H233V103H232ZM253 104H254V103H253ZM6 105H7V104H6ZM23 105H24V104H23ZM34 105H35V104H34ZM122 105H123V104H122ZM127 105H129V104H127ZM142 105H143V104H142ZM201 105H202V104H201ZM223 105H224V104H223ZM225 105H226V104H225ZM225 105H224V107H225ZM8 106H9V105H8ZM29 106H30V105H29ZM42 106H43V105H42ZM78 106H79V105H78ZM81 106H82V104L80 105V107H81ZM90 106H91V105H90ZM96 106H98V105H96ZM96 106H95V107H96ZM107 106H108V105H107ZM137 106H138V105H137ZM161 106H162V105H161ZM215 106H216V105H215ZM218 106H219V105H218ZM221 106H222V105H221ZM0 107L2 108V106H0ZM4 107H5V106H4ZM9 107H10V106H9ZM11 107H12V106H11ZM25 107H26V106H25ZM46 107H47V106H45V109H47ZM93 107H94V106H93ZM114 107H115V104H114ZM151 107H152V106H151ZM204 107H205V106H204ZM261 107H262V106H261ZM5 108H6V107H5ZM16 108H17V107H16ZM42 108H43V107H42ZM54 108H55V106H54ZM88 108H89V107H88ZM91 108H92V107H91ZM99 108H100V106H99ZM212 108H213V107H212ZM217 108H219V107H217ZM217 108H216V109H217ZM26 109H27V108H26ZM45 109H44V110H45ZM85 109H86V108H85ZM89 109H90V108H89ZM225 109H226V108H224V110H225ZM252 109H253V111L256 112V113L259 111V110H258V107H257L255 104L253 105V108H252ZM39 110H40L39 112H40V114H41L42 110H41V109H39ZM44 110H43V113H44ZM91 110H93V109H91ZM45 111H47V110H45ZM79 111H80V110H79ZM115 111H116V110H115ZM122 111H123V110H122ZM148 111H149V110H148ZM205 111H206V110H205ZM65 112H66V111H65ZM101 112H102V110H101ZM124 112H125V111H124ZM129 112H131L130 109H129ZM149 112H150V111H149ZM206 112H207V111H206ZM216 112H217V111H216ZM221 112H222V111H221ZM227 112H228V111H227ZM56 113H57V111H56ZM76 113H77V112H76ZM92 113H93V114L95 113L96 116H98V115H99L98 113H100V112H98L97 108H95V110H93ZM102 113H103V112H102ZM230 113H232V112H230ZM261 113H262V112H261ZM261 113H260V114H261ZM4 114H5V113H4ZM4 114H3V116H4ZM44 114H45V113H44ZM65 114H66V113H65ZM68 114H69V113H68ZM74 114H75V113H74ZM77 114H78V113H77ZM87 114H88V113H87ZM97 114H98V115H97ZM131 114H133V112H132ZM138 114H139V113H138ZM138 114H137V115H138ZM205 114H206V113H205ZM0 115H1V114H0ZM27 115H28V114H27ZM35 115H36V113H35ZM72 115H73V114H72ZM79 115H80V114H79ZM89 115H90V114H89ZM104 115H107V114H105V112H104ZM111 115H112V114H111ZM137 115H134V116H137ZM147 115L149 116L148 113H147ZM237 115H238V114H237ZM3 116H0V117H3ZM41 116H42V115H41ZM48 116H49V114H48ZM83 116H84V114H83ZM85 116H86V115H85ZM94 116H95V115H94ZM96 116H95V117H96ZM99 116H101V113H100ZM127 116H129V115H127ZM132 116H133V115H132ZM14 117H15V116H14ZM14 117H11V118L13 119ZM37 117H38V115H37ZM60 117H61V116H60ZM88 117H89V116H88ZM90 117H91V116H90ZM95 117H94V118H95ZM129 117H130V120H131L132 117H131V116H129ZM235 117H236V116H234V118H235ZM253 117H254V116H253ZM4 118H5V116H4ZM6 118H7V117H6ZM15 118H16V117H15ZM47 118H48V117H47ZM76 118H77V117H76ZM81 118H83V117H81ZM85 118H86V117H85ZM99 118H100V117H99ZM99 118H98V119H99ZM105 118H106V117H105ZM105 118H104V119H105ZM125 118H126V117H125ZM255 118H256V117H255ZM58 119H59V118H58ZM89 119H90V118H89ZM91 119H92V117H91ZM100 119H103V117L100 118ZM100 119H99V121H100ZM256 119L260 120L259 117L256 118ZM31 120H32V118H31ZM86 120H87V119H86ZM86 120H84V122H85ZM96 120H97V119L95 118V121H96ZM107 120H108V119H107ZM122 120H123V119H122ZM124 120H126V119H124ZM130 120H128V121H130ZM234 120H235V119H234ZM2 121H3V120H2ZM6 121H7V119H6ZM39 121H40V120H39ZM81 121H82V120H81ZM91 121H92V120H91ZM112 121H113V120H112ZM126 121H127V120H126ZM134 121H135V119H134ZM139 121H140V120H139ZM139 121H135V122L138 123ZM243 121H244V120H243ZM31 122H32V121H31ZM64 122H65V121H64ZM64 122H63V123H64ZM84 122H82V127H83V123H84ZM97 122H98V121H97ZM97 122H96V123H97ZM100 122H101V121H100ZM116 122H117V120H116ZM132 122H133V121H132ZM2 123H5V122H2ZM2 123H1V124H2ZM15 123H16V122H15ZM38 123H39V122H38ZM88 123H89V121H88ZM92 123H93V122H92ZM94 123H95V122H94ZM139 123H141V122H139ZM139 123H138V124H139ZM144 123H145V122H144ZM144 123H143V126H144ZM244 123H245V122H244ZM256 123H257V122H256ZM259 123H261V122L259 121ZM24 124H25V123H24ZM24 124H22V125H20V126L25 127ZM65 124H66V123H65ZM97 124H98V123H97ZM97 124H96V125H97ZM141 124H142V123H141ZM236 124H238V123H236ZM242 124H243V123H242ZM23 125H24V126H23ZM26 125H27V124H26ZM29 125H30V124H29ZM52 125H53V124H52ZM96 125H95V126H96ZM102 125H103V124H102ZM125 125H127V124H125ZM146 125H147V123H146ZM146 125H145V126H146ZM148 125L150 126V124H148ZM248 125H249V124H248ZM250 125H251V124H250ZM260 125H261V124H260ZM260 125H259V126H260ZM6 126H7V125H6ZM30 126H31V125H30ZM41 126H42V125H41ZM41 126H40V127H41ZM77 126H79V125H77ZM80 126H81V124H80ZM84 126H85V125H84ZM91 126H92V125H91ZM122 126H123V128H124V125H122ZM149 126H148V127H149ZM261 126H262V125H261ZM0 127H1V126H0ZM22 127H21V128H22ZM82 127H81V130H82ZM85 127H86V126H85ZM96 127H97V126H96ZM103 127H104V126H101V123H100V124H99V127L97 128V131H96L97 136H99V135L102 136L101 134H103V133H104L103 131L105 130V129H103ZM105 127H106V126H105ZM151 127H152V126H151ZM153 127H154V126H153ZM236 127H237V126H236ZM244 127H245V125H244L243 127H241V128H243V130H244ZM74 128H75V127H74ZM87 128H88V127H86V129H87ZM114 128H115V127H114ZM119 128H122V127H119ZM245 128H246V127H245ZM259 128H260V127H259ZM15 129H16V128H15ZM62 129H63V128H62ZM66 129H67V128H66ZM69 129H70V128H69ZM71 129H72V127H71ZM83 129H84V128H83ZM107 129H110L109 126H107ZM112 129H113V128H112ZM125 129H129V125H128V128H125ZM138 129H139V128H138ZM138 129H137L136 131H138ZM145 129H146V128H145ZM154 129H155V128H154ZM246 129H247V128H246ZM254 129H255V128H254ZM254 129H253V130H254ZM23 130H24V129L22 128V131H23ZM75 130H76V129H75ZM78 130H79V129H78ZM78 130H77V131H78ZM91 130H92V128H91ZM91 130H90V131H91ZM110 130H111V129H110ZM116 130H117V129H116ZM119 130H120V129H119ZM123 130H124V129H123ZM129 130H130V129H129ZM134 130H135V129H134ZM18 131H19V130H18ZM54 131H55V130H54ZM68 131H69V130H68ZM82 131H83V130H82ZM86 131H87V130H86ZM86 131H85V132H84V131L81 132V135H82V133H86ZM90 131H89V133H90ZM92 131H93V130H92ZM48 132H49V131H48ZM102 132H103V133H102ZM111 132H112V131L109 132V130H108L107 133H106V131H105L106 134H108V133L111 134ZM116 132H119V131H116ZM120 132H121V130H120ZM140 132H141V131H140ZM145 132H146V131H145ZM154 132H155V131H154ZM244 132H245V131H244ZM20 133H21V132H20ZM34 133L37 134V132H34ZM40 133H41V132H40ZM78 133H79V131H78ZM87 133H88V132H87ZM89 133H88V134H89ZM96 133L94 134V137H95ZM105 133H104V135H105ZM112 133H115V132H112ZM251 133H252V131H251ZM45 134H46V132H45ZM45 134H43V135H45ZM57 134H60V132L57 133ZM57 134L55 133L54 135H57ZM62 134H63V133H62ZM65 134H66V136H67L68 133H65ZM76 134H77V133H76ZM90 134H91V133H90ZM90 134L88 135L89 137H91ZM119 134H120V133H119ZM133 134H134V132H133ZM140 134L144 135L143 133H140ZM146 134H147V133H146ZM152 134H153V133H152ZM37 135H38V134H37ZM71 135H72V134H71ZM84 135H85V134H84ZM91 135H92V134H91ZM142 135H140V136H142ZM150 135H151V134H150ZM168 135H169V134H168ZM249 135H250V133H249ZM0 136H1V134H0ZM19 136H20V135H19ZM27 136H28V135H27ZM46 136H47V135H46ZM79 136H80V133H79ZM79 136H78V139H79ZM107 136H108V135H107ZM110 136H111V135H110ZM133 136H134V135H132V137H133ZM144 136H145V135H144ZM144 136H143V137H144ZM154 136H155V134H154ZM252 136H253V135H252ZM61 137H63V135L60 136V139H61ZM68 137H69V138H70V137L72 138V136H69V134H68ZM111 137H112V136H111ZM134 137H135L136 139H138V138H137V137H138L137 135L134 136ZM145 137H146V136H145ZM147 137H148V135H147ZM249 137H250V136H249ZM55 138H56V136L54 137V139H55ZM91 138H92V137H91ZM105 138H106V137H105ZM135 138H132V139H135ZM140 138H141V137H140ZM140 138H139V139H140ZM150 138H152V135L150 136ZM150 138H149V139H150ZM22 139H23V138H22ZM26 139L28 140L29 138L26 137ZM56 139H57V138H56ZM63 139H64V138H63ZM67 139H68V138H67ZM78 139H77V141H78ZM81 139H82V138H81ZM81 139H80V141H81ZM83 139H84V138H83ZM103 139H104V138H103ZM106 139H108V137H107ZM136 139H135V141L137 142L139 139H138V140H136ZM152 139H153V138H152ZM263 139H264V138H263ZM30 140H31V139H30ZM58 140H59V138H58ZM64 140H65V139H64ZM69 140H70V139H69ZM90 140H91V139H89V141H90ZM162 140H163V139H162ZM162 140H160L159 142H161ZM23 141H24V139H23ZM32 141H33V140H32ZM50 141H51V139H50ZM56 141H57V140H56ZM94 141H95V140H94ZM106 141H107V140H106ZM141 141H144V138H143V140L141 139ZM141 141L138 142V143L140 144ZM148 141H150V140H148ZM52 142H53V140H52ZM57 142H58V141H57ZM57 142H55V140H54V143H55V147H54V148H56V145H57V147H58ZM63 142H65V141H63ZM78 142H79V141H78ZM81 142H82V141H81ZM81 142H80V145H81ZM133 142H134V140H133ZM133 142H132V144H134ZM247 142H248V141H247ZM20 143H21V141H20ZM54 143H53V144H54ZM67 143H68V142H67ZM71 143H72V141H71ZM86 143H89V142L86 141ZM96 143H97V142H96ZM99 143H101V142L99 141ZM109 143H110V142H109ZM138 143H136V144H138ZM25 144H26V141H25ZM33 144H34V143H33ZM50 144H51V143H50ZM50 144H49V141H48V145H50ZM65 144H66V143H65ZM72 144H74V143H72ZM111 144H112V143H111ZM144 144H145V143H144ZM146 144H147V143H146ZM148 144H149V142H148ZM159 144H160V143H159ZM161 144H162V142H161ZM258 144H259V143H258ZM31 145H32V143H31ZM43 145H44V144H43ZM45 145H47V144H45ZM66 145H68V144H66ZM69 145H70V144H69ZM69 145H68V146H69ZM76 145L80 146L79 143H78V144H75V148H76ZM120 145H121V144H120ZM259 145H260V144H259ZM24 146H25V145H24ZM35 146H36V145H35ZM110 146H111V145H110ZM114 146H115V145H114ZM123 146H125V145H123ZM137 146H138V145H137ZM137 146H136L135 148H137ZM148 146H149V145H148ZM26 147H27V146H26ZM32 147H33V146H32ZM47 147H48V146H47ZM47 147H46V148H47ZM52 147H53V146H52ZM52 147L49 146V149L51 150ZM73 147H74V146H73ZM126 147H127V146H126ZM141 147H142V146H141ZM36 148H37V146H36ZM54 148H52V149H53V154L55 153V151L58 152V149L56 148L57 150H54ZM71 148H72V145H71ZM129 148H130V147H129ZM139 148H140V147H139ZM30 149H31V147H30ZM59 149H60V148H59ZM68 149H70V146L68 147ZM72 149H73V148H72ZM112 149H114V148H112ZM140 149H141V148H140ZM155 149H156V147L154 148V150H155ZM168 149H169V148H168ZM27 150H28V149H27ZM39 150H40V149H39ZM39 150H38V151H39ZM47 150H48V149H47ZM47 150H46V153H47ZM70 150H71V149H70ZM80 150H81V148H80ZM115 150H116V149H115ZM145 150L148 151L149 149L146 148ZM152 150H153V149H152ZM156 150H157V149H156ZM156 150H155V151H156ZM159 150H160V148H159ZM159 150H158V151H159ZM16 151H17V150H16ZM28 151H29V152H27V154L30 153V152L32 151V149H31V151H30V150H28ZM33 151H34V150H33ZM35 151H36V150H35ZM59 151H60V150H59ZM61 151H62V150H61ZM73 151H74V150H73ZM77 151H78V150L76 149V153H78ZM100 151H101V150H100ZM105 151H106V150H105ZM248 151H249V150H248ZM0 152H1V151H0ZM51 152H52V151H49V153H51ZM70 152H71V151H70ZM112 152H113V151H112ZM120 152H121V151L119 150V153H120ZM149 152H150V151H149ZM160 152H161V150H160ZM22 153H23V152H22ZM40 153H41V152H40ZM49 153H48V155H49ZM58 153L60 154V153H63V152H58ZM67 153H68V151H67ZM74 153H75V152H74ZM74 153H72V154H74ZM76 153H75V154H76ZM100 153H101V152H100ZM116 153L119 154L118 152H116ZM146 153H147V152H146ZM168 153H169V151H168ZM244 153H245V152H244ZM247 153H248V152H247ZM262 153H263V152H262ZM41 154H42V153H41ZM51 154H52V153H51ZM69 154H70V153H69ZM69 154H68V155H69ZM117 154H116V155H117ZM120 154H121V153H120ZM122 154H123V153H122ZM148 154H149V153H148ZM152 154H153V153H152ZM29 155H30V154H29ZM169 155H170V154H169ZM241 155H242V154H241ZM249 155H250V153H249ZM249 155H248V156L246 155V156H247V157H251V156H249ZM255 155H256V154H255ZM45 156H46V154H45ZM55 156H58V155L56 154ZM55 156H54V157H55ZM60 156H61L62 158H65L62 154H60ZM66 156H67V155H66ZM104 156H106V155H104ZM119 156H120V155H119ZM122 156H124V155H122ZM165 156H166V155H165ZM175 156H176V155H175ZM51 157H52V155H51ZM58 157H59V156H58ZM58 157H56V158H58ZM67 157H69V156H67ZM71 157H72V156H71ZM101 157H102V156H101ZM106 157H107V156H106ZM147 157H149V156H147ZM154 157H155V156H154ZM244 157H245V156H244ZM28 158H29V157H28ZM32 158H33V157H32ZM46 158H47V157H46ZM59 158H60V157H59ZM69 158H70V157H69ZM120 158H121V156H120ZM123 158H125V156H124ZM166 158H167V156H166ZM168 158L171 159L170 156H168ZM52 159H53V158H52ZM52 159H51V160H52ZM54 159H55V158H54ZM72 159H73V160H72ZM72 159H71V160H72V162H73L75 159H74V157H72ZM76 159H77V158H76ZM157 159H158V158H157ZM157 159L155 158L156 161H157ZM243 159H244V158H243ZM22 160H23V159H22ZM30 160H32V159H30ZM40 160H41V158H40ZM56 160H57V161H56ZM56 160H54V162H57L58 165H60L59 162H58L59 159H56ZM66 160H68V159H66ZM71 160H70V161H71ZM93 160H94V159H93ZM98 160H99V159H98ZM102 160H104V159H101V161H102ZM121 160H122V158H121ZM126 160H128V158H126ZM49 161H50V160H49ZM75 161H76V160H75ZM78 161H79V159L77 160V162H78ZM105 161H106V160H105ZM109 161H110V160H109ZM158 161H159V160H158ZM172 161H173V159H172ZM243 161H245V160H243ZM50 162H51V161H50ZM52 162H53V161H52ZM77 162H76V163H77ZM79 162H80V161H79ZM79 162H78V163H79ZM98 162H99V161H98ZM110 162H111V161H110ZM175 162H176V161H175ZM175 162H174V163H175ZM28 163H30V161H29ZM31 163H32V162H31ZM39 163L41 164V162H39ZM60 163H62V162H60ZM70 163H71V162H70ZM70 163H69V164H70ZM73 163L75 164V162H73ZM101 163H103V162H101ZM101 163H100V164H101ZM121 163H122V162H121ZM125 163H126V162H125ZM125 163H124V164H125ZM128 163H131V161H129ZM49 164H50V163H49ZM52 164H53V163H52ZM62 164H63V163H62ZM74 164H73V165H74ZM93 164H94V163H93ZM95 164H97V163H95ZM95 164H94V165H95ZM98 164H99V163H98ZM124 164H123V165H124ZM159 164H160V162H159ZM54 165H57V164H54ZM106 165H107V164H106ZM111 165H112V163H111ZM114 165H116V164H114ZM119 165H120V164H119ZM123 165H121L120 168H122ZM125 165H126V164H125ZM155 165H156V164H155ZM166 165H167V164H166ZM258 165H259V164H258ZM43 166H44V165H43ZM50 166H51V165H50ZM64 166H65V164H64ZM97 166L99 167V165H97ZM103 166H105V165H103ZM108 166H109V165H107V167H108ZM160 166H161V164H160ZM160 166H159V167H160ZM210 166H211V165H210ZM249 166H250V165H249ZM252 166H253V165H252ZM95 167H96V166H95ZM95 167H94V169H97V168H95ZM118 167H119V166H118ZM127 167H129V166H127ZM155 167H156V166H155ZM157 167H158V165H157ZM165 167H166V169H164V170H168V168H167L168 166H165ZM256 167H257V165H256ZM41 168H43V167L41 166ZM49 168H50V167H49ZM49 168H48V169H49ZM57 168H58V167H57ZM101 168H102V167H101ZM109 168H113V167H112V166H111V167L109 166ZM109 168H108V169H109ZM131 168L133 169L134 167L132 166ZM162 168H163V167H162ZM208 168H209V167H208ZM211 168H212V167H211ZM211 168H210V169H211ZM253 168H254V167H253ZM50 169H51V168H50ZM52 169H53V167H52ZM58 169H59V168H58ZM94 169H93V171H95ZM123 169H124V168H123ZM125 169H126V168H125ZM160 169H161V168H160ZM258 169H259V168H258ZM2 170H3V169H2ZM44 170H45V169H44ZM44 170H43V169H42V170H39L38 173L40 174V171H43V172H44ZM54 170H57L56 167H55ZM212 170L214 171V168L211 169V171H212ZM31 171H32V170H31ZM33 171H34V170H33ZM51 171H52V170H51ZM104 171H105V170H104ZM104 171H102V172H104ZM111 171H113V170H111ZM116 171H118V170H116ZM202 171H205V170L203 169ZM206 171H207V170H206ZM211 171H210V172H211ZM261 171H262V170H261ZM263 171H264V170H263ZM1 172H2V171H1ZM45 172H47V170H46ZM96 172H97V171H96ZM108 172H109V171H108ZM114 172H115V169H114ZM122 172L124 173V171H122ZM133 172L136 173L134 170L132 171V173H133ZM207 172H208V171H207ZM30 173H31V172H30ZM41 173H42V172H41ZM104 173H106V171H105ZM110 173H112V172H110ZM110 173H108V174H110ZM116 173H117V172H116ZM118 173H119V172H118ZM123 173H122V174H123ZM125 173L128 174V172H125ZM134 173H133V174H134ZM157 173H159V172H157ZM157 173H156V174H157ZM2 174H3V173H2ZM34 174H35V173H34ZM96 174H97V173H96ZM122 174H121V175H122ZM159 174H161V173H159ZM216 174H217V173H216ZM257 174H259V173H257ZM261 174H262V173H261ZM44 175H45V174H44ZM44 175L42 174V176H44ZM91 175H94V174H91ZM100 175H101V174H100ZM104 175H105V174H104ZM104 175H103V176H104ZM111 175H112V174H111ZM114 175H115V174H114ZM134 175H135V174H134ZM45 176H46V175H45ZM103 176L101 175V177H103ZM112 176H113V175H112ZM129 176H130V174H129ZM132 176H133V175H132ZM158 176H159V175H158ZM160 176H161V175H160ZM2 177H3V176H2ZM93 177H94V176H93ZM97 177H98V176H97ZM122 177H123V176H122ZM216 177H217V175H216ZM257 177H258V176H257ZM30 178H31V177H30ZM33 178H34V177H33ZM35 178H36V177H35ZM105 178H106V177H105ZM109 178H110V175H109ZM120 178H121V177H120ZM131 178H132V177H131ZM212 178H213V176H212ZM212 178H211V179H212ZM219 178H220V176H219ZM255 178H256V177H255ZM262 178H263V177H262ZM39 179H40V178H39ZM92 179H93V178H92ZM92 179H91V180H92ZM113 179H114V178H113ZM123 179H124V178H123ZM126 179H127V178H126ZM145 179H146V176L144 177L143 180H145ZM147 179H148V177H147ZM157 179H158V178H157ZM5 180H6V179H4V181H5ZM34 180H35V179H33V181H34ZM36 180H37V178H36ZM91 180H89V181H91ZM120 180L122 181V178H121ZM120 180H118V183L120 182ZM143 180H142V181H143ZM215 180H217V179H215ZM218 180H219V179H218ZM218 180H217V181H218ZM254 180H255V179H254ZM37 181H38V180H37ZM37 181H36V182H37ZM39 181H40V180H39ZM92 181L94 182V179H93ZM100 181H101V180H100ZM124 181L127 182L126 180H124ZM124 181H123V182H124ZM130 181H131V179H130ZM145 181H146V180H145ZM148 181H150V178H149ZM158 181H159V180H158ZM217 181H216V182H217ZM261 181H262V180H261ZM85 182H86V181H85ZM101 182H102V181H101ZM101 182H100V183H101ZM109 182H110V181H109ZM112 182H113V180H112ZM131 182H132V181H131ZM131 182H130V183H131ZM153 182H154V180H153ZM159 182H161V180H160ZM211 182H212V180H211ZM219 182H220V181H218L217 183H219ZM98 183H99V181L97 182V184H98ZM106 183H107V182H106ZM113 183H114V182H113ZM115 183H117V182H115ZM121 183H122V182H120V185H121ZM145 183H146V182H145ZM154 183H155V182H154ZM261 183H262V182H261ZM32 184H33V183H32ZM38 184H40V183H37V184H35V185H38ZM109 184H110V183H109ZM111 184H112V183H111ZM127 184L129 185V183H127ZM131 184H132V183H131ZM147 184H148V183H147ZM152 184H153V183H152ZM152 184H151V185H152ZM155 184H156V183H155ZM212 184H213V183H212ZM214 184H215V183H214ZM18 185H19V184H18ZM22 185H23V184H22ZM82 185H83V184H82ZM84 185H85V184H84ZM84 185H83V186H84ZM90 185H91V184H90ZM90 185H89V186H90ZM118 185H119V184H118ZM156 185H157V184H156ZM52 186H54V185H52ZM55 186H56V185H55ZM87 186H88V185H87ZM99 186H100V185H99ZM99 186H98V189H99ZM103 186H104V185H103ZM146 186H147V185H146ZM160 186H161V184L159 185V187H160ZM213 186H214V185H213ZM216 186H217V185H216ZM34 187H36V186H34ZM57 187H58V186H56V188H57ZM115 187H116V186H115ZM118 187H119V186H118ZM118 187H117V188H118ZM123 187H124V186H123ZM123 187H122V188H123ZM127 187H129V186H127ZM221 187H222V186H221ZM29 188H32V187H29ZM38 188H40V187H37V189H35V191L38 190ZM52 188H53V187H52ZM59 188H60V187H59ZM79 188H80V186H79ZM89 188H92V187H89ZM100 188H101V187H100ZM104 188H105V186H104ZM107 188H108V187H107ZM224 188H225V187H223V189H224ZM53 189H54V188H53ZM87 189H88V188H87ZM92 189L94 190V192H96L94 187H93ZM92 189H90V190L93 191ZM119 189H120V188H119ZM144 189H145V188H144ZM148 189H149V187H148ZM30 190H31V189H30ZM42 190H43V189H42ZM49 190H52V189H49ZM49 190H48V191H49ZM80 190H82V189H80ZM84 190H85V189H84ZM96 190H97V189H96ZM108 190H109V189H108ZM114 190H116V189H114ZM114 190L112 189L111 191H114ZM141 190H143V188H142V189H139V192H140ZM154 190H155V189H154ZM154 190L152 189L153 192H154ZM229 190H230V189H229ZM38 191H39V192H36V193H38V194L40 195V191H41V190H38ZM52 191H53V190H52ZM52 191H51V192H52ZM56 191H57L56 194H57V196H58V189L55 190V192H56ZM82 191H83V190H82ZM104 191H106V190L104 189ZM137 191H138V190H137ZM137 191H136V192H137ZM144 191H145V190H144ZM144 191H143V192H144ZM150 191H151V190H150ZM156 191H157V190H156ZM161 191H162V190H161ZM190 191H191V190H190ZM224 191H225V190H224ZM227 191H228V190H227ZM233 191H234V190H233ZM31 192H32V191H31ZM31 192H30V193H31ZM44 192H45V190H44ZM55 192H54V193H55ZM94 192H93V193H94ZM99 192H100V191H99ZM139 192H138V193H139ZM148 192H149V191H148ZM201 192H202V191H201ZM231 192H232V191H231ZM6 193L8 194V192H6ZM22 193H23V191H22ZM41 193H42V192H41ZM52 193H53V192H52ZM52 193H51V195H52ZM96 193H97V192H96ZM101 193H102V192H101ZM138 193H137L138 196H140L139 194L142 195V192L139 193V194H138ZM144 193H146V191H145ZM198 193H199V192H198ZM228 193H229V192H228ZM232 193H233V192H232ZM20 194H21V193H20ZM38 194H37V195H38ZM42 194H43V193H42ZM44 194H45V193H44ZM56 194H53V195H52V196H53L52 199H53L54 201H55V199H56V198L54 199V196H55ZM94 194H95V193H94ZM99 194H100V193H99ZM99 194H98V195H99ZM156 194H157V192H156ZM156 194H155V195H156ZM225 194H226V193H225ZM4 195H5V194H4ZM4 195H3V197H4V199H5L6 196H4ZM33 195H34V194H33ZM46 195L49 196V197L51 198V196H50V191H49V193L47 192ZM61 195H62V194H61ZM95 195H96V194H95ZM143 195H144V194H143ZM11 196H12V195H11ZM28 196H29V195H28ZM35 196H36V195H35ZM41 196L43 197V195H41ZM41 196H40V197H41ZM159 196H160V195H159ZM194 196H195V195H194ZM220 196H221V195H220ZM222 196H224V195H222ZM227 196H229V195H227ZM30 197H31V196H30ZM32 197H33V196H32ZM40 197H37V198L39 199V201L41 202L40 204H39V202H37L38 205H40V206L43 205V206H44V205L48 204V206H50L49 203H46V204H44V202L42 203V201H41L42 199L40 200ZM42 197H41V198H42ZM49 197H48V198L46 197V200L49 199ZM148 197H149V196H148ZM175 197H176V196H175ZM192 197H193V195H192ZM225 197H226V195H225ZM236 197H237V195H236ZM243 197H244V196H243ZM8 198H9V197H8ZM11 198H12V197H11ZM19 198H21V197H19ZM35 198H36V197H35ZM144 198H145V197H143V199H144ZM158 198H159V197H158ZM160 198H161V197H160ZM204 198H205V197H204ZM204 198H203V200H204ZM238 198H239V196H238ZM244 198H246V197H244ZM30 199H32V198H30ZM43 199H44V198H43ZM58 199H59V196H58ZM177 199H178V198H177ZM180 199H181V198H180ZM180 199H179V200H180ZM198 199H201V198H198V197H197V200H198ZM209 199H210V198H209ZM209 199H207V201H208ZM235 199H236V198H235ZM246 199L248 200V198H246ZM0 200H1V199H0ZM9 200H10V198H9ZM13 200H14V199H13ZM15 200H16V199H15ZM56 200H57V199H56ZM141 200H142V199H141ZM173 200H175V199H173ZM179 200H178V201H179ZM218 200H219V199H218ZM243 200H244V199H243ZM2 201H3V198H2ZM2 201H0V205H1L0 208H2V205L5 203V202H4L3 204H1ZM6 201H7V198H6ZM36 201H37V199H36ZM43 201H44V200H43ZM51 201H52L51 199L48 200V202H51ZM180 201H182V200H180ZM209 201H210V200H209ZM237 201H238V199H237ZM245 201H246V200H245ZM253 201H254V200H253ZM28 202H29V201H28ZM30 202L32 203V200H31ZM30 202H29V204L31 205ZM33 202H34V201H33ZM52 202H53V201H52ZM55 202H56V201H55ZM57 202H58V201H57ZM57 202H56V203H57ZM170 202H172V201H170ZM204 202H205V200H204ZM210 202H211V201H210ZM210 202H209V203H210ZM6 203L8 204V202H6ZM34 203H35L34 205L37 204L36 202H34ZM150 203H151V202H150ZM178 203H179V202H178ZM180 203H181V202H180ZM183 203H184V201H183ZM206 203H207V202H206ZM206 203H205V204H206ZM20 204H21V203H20ZM53 204H54V203H52V205H53ZM175 204H176V203H175ZM203 204H204V203H203V201H202V205H203ZM211 204H212V203H211ZM213 204H214V203H213ZM226 204H227V203H226ZM239 204H240V201H239ZM248 204H249V203H248ZM14 205H16V202H15ZM17 205H18V204H17ZM21 205H22V204H21ZM21 205H20V207H19L20 209H21ZM24 205H25V204H24ZM52 205H51L50 208H52ZM61 205H63V204H61ZM61 205H59V206H61ZM196 205H197V203H196ZM199 205H200V204H199ZM206 205H208V204H206ZM214 205H216V204H214ZM5 206H6V205H5ZM36 206H37V205H36ZM36 206H35L34 208H36ZM63 206H64V205H63ZM139 206H140V205H139ZM184 206H185V204H184ZM210 206H211V205H210ZM210 206H209V207H210ZM216 206H218V205H216ZM223 206H224V205H223ZM223 206H222V207H223ZM252 206H253V205H252ZM23 207H24V206H22V209H23ZM27 207H28V205H27ZM27 207H26V208H27ZM31 207H32V206H31ZM31 207H30L29 209H31ZM61 207H62V206H61ZM61 207H60V209H61ZM168 207H169V205H168ZM173 207H174V204H173ZM176 207H177V206H176ZM197 207H198V206H197ZM200 207H201V206H200ZM205 207H206V206H205ZM209 207H208V208H209ZM238 207H239V206H238ZM238 207H236V208H238ZM253 207H255V206H253ZM3 208H4V207H3ZM13 208H14V206H13ZM15 208H17V207H15ZM26 208H25L23 211H25ZM34 208L31 210V211L33 212V213H32V214H33V215H32L33 218H31V219H33V220L36 218V216H35V218H34V215H35V214L37 215V213L39 214V212H40V208H42L41 211L44 209V208L41 206V207L38 208V211H39V212H37V211H36L37 208H36V209H34ZM50 208H49V209H50ZM53 208H54V207H53ZM122 208H123V207H122ZM177 208H178V207H177ZM194 208H195V207H194ZM203 208H204V206H203ZM226 208H228V207H224V209H226ZM247 208H248V207H247ZM5 209H6V208H5ZM8 209H9V208H8ZM8 209H6V210H8ZM11 209H12V208H11ZM29 209H27V211H28L27 213H29V215H30V214H31V211H30ZM45 209H46V208H45ZM45 209H44V212H45ZM124 209H125V208H124ZM198 209H199V208H198ZM198 209H197V210H198ZM210 209H211V208H210ZM231 209H232V208H231ZM256 209H257V208H256ZM6 210H5V211H6ZM18 210H19V209H18ZM33 210H35V211H33ZM167 210H168V209H167ZM195 210H196V209H195ZM204 210H205V209H204ZM212 210H213V209H212ZM236 210H237V209H236ZM254 210H255V209H254ZM16 211H17V209H16ZM16 211H15V212H16ZM21 211H22V210H21ZM23 211H22V213L20 212V210H19L18 212H19L20 214H24V216H25L26 213H23ZM29 211H30V212H29ZM51 211H53V209H52ZM58 211H59V210H58ZM62 211H64V210L62 209ZM201 211H202V210H201ZM224 211H225V210H224ZM226 211H227V209H226ZM226 211H225V212H226ZM239 211H240V210H239ZM239 211L237 210L238 213H239ZM250 211H251V210H250ZM2 212H3V210L1 209L0 213H2ZM6 212H8V211H6ZM6 212H5V215H7ZM12 212H14V209H13ZM15 212H14L13 215H16V214L18 213V212H16V213H15ZM44 212H41V213H44ZM55 212L57 213V211H55ZM55 212H54V213H55ZM60 212H61V211H60ZM129 212H130V211H129ZM155 212H156V211H155ZM185 212H186V210H185ZM205 212H207V211H205ZM9 213H11V212H9ZM9 213H8V214H9ZM34 213H35V214H34ZM47 213H48V210L45 212L46 215H44V216H47ZM52 213H53V212H52ZM52 213H51V214H48V216H49V215H52ZM54 213H53V215H54ZM118 213H119V212H118ZM199 213H200V212H198V214H199ZM210 213H211V212H210ZM214 213H215V211H214ZM226 213H227V212H226ZM58 214H59V212H58ZM61 214H62V213H61ZM119 214H120V213H119ZM220 214H221V213H220ZM0 215H1V214H0ZM2 215H4V214L2 213ZM2 215H1L0 218H1L2 220H5L7 216L4 215L5 218H2V217H3ZM17 215H18V214H17ZM69 215H70V214H69ZM69 215H68V216H69ZM223 215H226V214H223ZM239 215H240V214H239ZM68 216H65V218L68 217ZM199 216H200V215H199ZM227 216H228V215H227ZM236 216H237V214H236ZM11 217H12V216H11ZM11 217H10V218H11ZM26 217H27V216H26ZM37 217H40V219H41L42 216L40 215V216H37ZM8 218H9V217H8ZM12 218L14 219V218H16V217H12ZM24 218H25V217H24ZM199 218H200V217H199ZM212 218H213V217H212ZM224 218H225V217H224ZM226 218H227V217H226ZM228 218H229V217H228ZM27 219H28V217H27ZM27 219H26V220H27ZM38 219H39V218H38ZM67 219H68V218H67ZM206 219H207V218H206ZM220 219H221V218H220ZM229 219H230V218H229ZM233 219H234V217L232 218V220H233ZM254 219H255V218H254ZM6 220H7V219H6ZM6 220H5V221H6ZM26 220H25V221H26ZM42 220H43V218H42ZM72 220H73V218H72ZM230 220H231V219H230ZM232 220H231L230 222H232ZM242 220H243V219H242ZM9 221H10V219H9ZM27 221H28V220H27ZM27 221H26V222H27ZM39 221H40V220H39ZM26 222H25V223H26ZM41 222H42V221H41ZM29 223H30V222H29ZM65 223H66V222H64V224H65ZM192 223H193V222H192ZM227 223H228V222H227ZM2 224H3V222H2ZM23 224H24V221H23ZM26 224H27V223H26ZM40 224H41V223H40ZM58 224H59V223H58ZM64 224L62 223V227L64 226ZM68 224H69V223H68ZM195 224H196V223H195ZM214 224H215V223H214ZM214 224H213V225H214ZM229 224H230V223H229ZM229 224H228V226H229ZM50 225H51V224H50ZM226 225H227V224H226ZM0 226H1V225H0ZM33 226H34V225H33ZM53 226H54V225H53ZM53 226H52V227H53ZM66 226H67V225H66ZM76 226H77V225H76ZM34 227H35V226H34ZM48 227H49V226H48ZM52 227H51V228H52ZM54 227H55V226H54ZM54 227H53V228H54ZM57 227H58V226H57ZM60 227H61V226H60ZM60 227H59V228H60ZM226 227H227V226H226ZM0 228H2V226H1ZM23 228H25V227H23ZM23 228H21L20 230L22 231ZM26 228H28V227L26 226ZM35 228H38V226H36ZM35 228H34V229H35ZM193 228H194V226H193ZM31 229H32V228H31ZM31 229H29V230H31ZM39 229H40V228H39ZM56 229H58V228H56ZM64 229H66V228L64 227ZM148 229H149V228H148ZM177 229H178V228H177ZM259 229H260V228H259ZM49 230H50V229H49ZM51 230H52V229H51ZM62 230H63V229H62ZM62 230L59 229V230H57V231H62ZM119 230H120V229H119ZM173 230H174V229H173ZM175 230H176V229H175ZM218 230H219V229H218ZM18 231H19V230H18ZM23 231L26 232L27 230H23ZM32 231H33V229H32ZM44 231H45V230H44ZM66 231H67V230H66ZM176 231H177V230H176ZM260 231H261V229H260ZM33 232H34V231H33ZM39 232H40V231H39ZM63 232H64V231H63ZM166 232H167V231H166ZM196 232H197V231H196ZM236 232H237V231H236ZM263 232H264V230H263ZM20 233H23V232H20ZM30 233H31V235H27V237H29V236L33 237V236H32L33 233H32V232H30ZM35 233H36V232H35ZM35 233H34V234H35ZM68 233H70V232L68 231ZM72 233H73V232H72ZM116 233H117V232H116ZM174 233H175V232H174ZM224 233H225V232H224ZM259 233H260V232H259ZM259 233H258V234H259ZM261 233H262V232H261ZM23 234H24V233H23ZM26 234H28V233L26 232ZM40 234H41V233H40ZM91 234H92V231H91ZM93 234H94V233H93ZM171 234H173V233H171ZM219 234H220V233H219ZM242 234H243V233H242ZM20 235H21V234H20ZM36 235H38V234H36ZM59 235H60V232H59ZM62 235H63V234H62ZM64 235H65V234H64ZM68 235H69V234H67V236L65 235V237L67 238ZM73 235H74V233H73ZM73 235H69V236H73ZM169 235H170V234H169ZM175 235H176V233H175ZM175 235H174V236H175ZM256 235H257V234H256ZM18 236H19V235H18ZM38 236H39V235H38ZM42 236H43V235H42ZM44 236H46V235H44ZM107 236H108V235H107ZM165 236H166V235H165ZM167 236H168V235H167ZM171 236H172V235H171ZM178 236H179V235H178ZM248 236H249V235H248ZM248 236H247V237H248ZM24 237H25V234H24ZM27 237H26V238H27ZM62 237H63V236H62ZM73 237H74V236H73ZM117 237L119 238L118 235H117ZM168 237H169V236H168ZM243 237H245V236L243 235ZM254 237H255V235H254ZM256 237H257V236H256ZM262 237H264V235H263ZM45 238H47V237H45ZM60 238H61V237H60ZM63 238H64V237H63ZM70 238H71V237H70ZM75 238H76V237H75ZM86 238H87V237H86ZM245 238H246V237H245ZM260 238H261V237H260ZM55 239H56V238H55ZM58 239H59V238H58ZM58 239H57V240H58ZM77 239H78V238H77ZM170 239H171V237H170ZM173 239H174V238H173ZM173 239H172V240H173ZM48 240H49V239H48ZM59 240H61V239H59ZM65 240H66V239H65ZM68 240H69V239H68ZM71 240H72V239H71ZM71 240L69 241L70 244H71ZM115 240H117V239H115ZM248 240H249V239H248ZM248 240H247V241H248ZM263 240H264V239H263ZM34 241H36V239H34ZM39 241H40V240H39ZM39 241H38V242H39ZM53 241H54V240H53ZM62 241H64V239H62ZM62 241H61V242H62ZM66 241H67V240H66ZM163 241H164V240H163ZM163 241H162V242H163ZM245 241H246V240H245ZM249 241H250V240H249ZM249 241H248V242H249ZM257 241H258V239H257ZM0 242H1V241H0ZM57 242H58V241H57ZM57 242H55V243H57ZM59 242H60V241H59ZM74 242H75V240H74ZM74 242H73V243H74ZM78 242H79V241H78ZM91 242H92V241H91ZM160 242H161V241H160ZM168 242H171V241L169 240V241H167V243H168ZM248 242H247V243H248ZM260 242H261V241H260ZM1 243H2V242H1ZM1 243H0V244H1ZM20 243H21V242H20ZM176 243H177V242H176ZM179 243H180V241H179ZM179 243H178V244H179ZM196 243H197V242H196ZM196 243H195V244H196ZM245 243H246V242H245ZM255 243H256V242H255ZM6 244H7V243H6ZM57 244H58V243H57ZM59 244H60V243H59ZM74 244H75V243H74ZM82 244H83V242H82ZM161 244H162V243H161ZM61 245H62V244H61ZM61 245H58V246L60 247ZM71 245H72V244H71ZM159 245H160V244H159ZM163 245H164V244H163ZM201 245H202V244H201ZM55 246H56V245H55ZM58 246H57L56 249H58ZM84 246H85V245H84ZM108 246H109V245H108ZM161 246H162V245H161ZM164 246H165V245H164ZM168 246H169V245H168ZM176 246H177V245H176ZM198 246H199V245H198ZM62 247H63V245H62ZM81 247H82V246H81ZM159 247H160V246H159ZM200 247H201V246H200ZM45 248H46V247H45ZM63 248H64V247H63ZM79 248H80V247H79ZM98 248H100V247H98ZM111 248H113V247H111ZM166 248H167V247H166ZM173 248H174V247H173ZM255 248H256V247H255ZM0 249H1V248H0ZM49 249H50V248H49ZM66 249H67V248H66ZM69 249H70V248H69ZM107 249H108V248H107ZM117 249H118V247H117ZM194 249H195V248H194ZM2 250H4V249H2ZM40 250H41V249H40ZM44 250H45V249H44ZM64 250H65V249H64ZM161 250H162V248H161ZM165 250H167V249H165ZM203 250H205V249H203ZM33 251H34V250H33ZM37 251H38V249H37ZM47 251L49 252L50 250H47ZM47 251H43V249H42V251H41L40 253H41L42 255H43V254L45 255V254L47 253ZM59 251H60V249L58 250V253H59ZM61 251H62V253H63V249H61ZM72 251H73V250H72ZM74 251H75V250H74ZM88 251H89V250H88ZM115 251H116V250H115ZM132 251H133V250H132ZM195 251H196V250H195ZM0 252H1V251H0ZM38 252H39V251H38ZM42 252H43V253H42ZM44 252H46V253H44ZM80 252H81V251H80ZM82 252H85V251H82ZM89 252H90V251H89ZM151 252H152V251H151ZM168 252H169V250H168ZM201 252H202V251H201ZM36 253H37V252H36ZM36 253H35V254H36ZM40 253H39V254H40ZM49 253H50V252H49ZM51 253H52V252H51ZM58 253H57V255H58ZM62 253H61V254H62ZM86 253H87V252H86ZM136 253H137V252H136ZM158 253H159V252H158ZM158 253H157V254H158ZM170 253H171V252H170ZM11 254H13V253H11ZM71 254H72V253H71ZM71 254H70V255H71ZM84 254H85V253H84ZM160 254H161V253H160ZM163 254H164V253H163ZM1 255H2V252H1ZM42 255H40V256L38 255V256H39V257H43ZM46 255H47V257L44 256L43 258H41V259H39V260L42 261V259H43V261H44V260H45V262L48 261V263L50 264L49 260H46V259H48L49 256H48V254H46ZM50 255H51V254H50ZM55 255H56V252H55ZM70 255H68V257H69ZM75 255L77 256V253H75ZM135 255H136V254H135ZM143 255H144V254H143ZM33 256H35V255H33ZM33 256H32V257H33ZM38 256H36V257L38 258ZM52 256L54 257V254H53ZM89 256H90V255H89ZM93 256H94V254H93ZM100 256H101V255H100ZM137 256H138V255H137ZM160 256H161V255H160ZM216 256H217V255H216ZM225 256H226V255H225ZM45 257H46V258H45ZM59 257H60V259H61V256H59ZM78 257H80V256H78ZM139 257H141V256H139ZM164 257H166V256L164 255ZM185 257H186V255H185ZM3 258H4V257H3ZM44 258H45V259H44ZM62 258H63V257H62ZM70 258L72 259V258H74V257H71V256H70L69 259H70ZM94 258H95V257H94ZM98 258H99V257H98ZM101 258H102V256H101ZM101 258H100V259H101ZM103 258H104V257H103ZM108 258H109V257H108ZM166 258H168V257H166ZM166 258H165V259H166ZM219 258H221V257L219 256ZM0 259H1V258H0ZM32 259H35V258H32ZM49 259H50V258H49ZM52 259H53V258H52ZM52 259H51V260H52ZM54 259H55V258H54ZM57 259H58V258H57ZM60 259H59L58 261H60ZM71 259H70V260H71ZM74 259H75V258H74ZM74 259H73V260H74ZM87 259H88V257H87ZM87 259H86V261H87ZM168 259H169V258H168ZM168 259H167V260H168ZM170 259H171V258H170ZM183 259H184V258H183ZM215 259H216V258H215ZM217 259H218V258H217ZM2 260H4V259H2ZM30 260H31V259H30ZM36 260H37V259H36ZM55 260H56V259H55ZM80 260H81V259H80ZM88 260H89V259H88ZM101 260H102V259H101ZM188 260H189V259H188ZM220 260H221V259H220ZM37 261H38V260H37ZM83 261H84V260H83ZM93 261H94V260H93ZM97 261H98V259H97ZM165 261H166V260H165ZM168 261H169V260H168ZM221 261H222V260H221ZM0 262H1V260H0ZM31 262L33 263L32 260H31ZM45 262H42V263H45ZM52 262H53V260L51 261V264H52ZM55 262H56V261H55ZM55 262H53V263H55ZM66 262H67V261H66ZM72 262L74 263V261H72ZM91 262H92V261H91ZM103 262H104V261H103ZM153 262H154V261H153ZM36 263H37V262H36ZM40 263H41V262H40ZM57 263H58V262H57ZM60 263H61V262H60ZM69 263H70V262H69ZM82 263H83V262H82ZM118 263H119V262H118ZM190 263H192V261H191ZM12 264H14V263H12ZM38 264H39V262H38ZM45 264H47V263H45ZM55 264H56V263H55ZM70 264H71V263H70ZM91 264H93V263H91ZM176 264H177V263H176ZM213 264H214V263H213Z\"/></svg>",
  "mask_w": 264,
  "mask_h": 264
}]
</instances>
